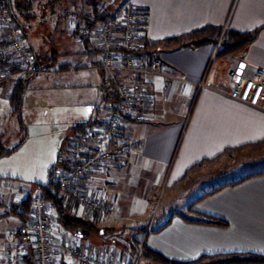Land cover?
I'll return each mask as SVG.
<instances>
[{
	"label": "crops",
	"instance_id": "0c3cea01",
	"mask_svg": "<svg viewBox=\"0 0 264 264\" xmlns=\"http://www.w3.org/2000/svg\"><path fill=\"white\" fill-rule=\"evenodd\" d=\"M70 1L64 10H50V71L44 76L50 77L51 92L68 103L83 105L84 123L101 124L119 101L117 80L127 75L101 66L99 27L103 21L99 16L103 12L95 9L91 11L94 16L87 11L82 14L70 8ZM130 4L142 11L140 37L162 42L155 46L162 48L159 55L167 75L145 76L146 118L130 121L121 129V135L135 143L136 152L107 163L79 183L86 193L111 207L112 214L100 216L68 200V214L94 226L88 236L79 237L63 227L53 209L54 261L62 259L57 247L67 242L98 255L118 252L116 233L126 229L122 216L128 218L132 215L128 211L135 208L140 210L136 221L126 225L147 227L142 232L144 245L172 260L230 253L264 255V111L215 87L199 88L214 57V44L184 46L189 39L182 44L163 43L206 25L256 31L243 49L215 57L211 82L230 86L240 77H252L257 69H264V0H133ZM127 5L116 12H108L107 7L106 13L122 15ZM83 30L87 34L80 37ZM30 46L39 59L38 50ZM28 84L25 97L32 87L31 81ZM0 108L12 112L10 90L4 87H0ZM67 163L62 159L61 166ZM28 194L14 188L0 200L3 264L9 243L20 240L31 248L30 233L29 238L22 237L23 221L12 209ZM208 216L228 224L195 221ZM93 232L98 235L92 236ZM111 238L114 241L109 243Z\"/></svg>",
	"mask_w": 264,
	"mask_h": 264
},
{
	"label": "built area",
	"instance_id": "2783aa9c",
	"mask_svg": "<svg viewBox=\"0 0 264 264\" xmlns=\"http://www.w3.org/2000/svg\"><path fill=\"white\" fill-rule=\"evenodd\" d=\"M112 0L108 1L109 5ZM140 8L127 5L122 15L111 14L99 27L101 66L107 71H119L125 78L117 80L119 101L101 123L88 122L79 127L69 139V162L58 166L53 181L58 184L60 194L74 200L87 210L98 215H111V207L94 195L84 191L79 183L109 162L124 159L136 152L133 141L121 135L123 126L130 122L144 121L147 115V96L144 78L147 74L167 75L166 63L159 55L161 47L152 46L139 35ZM0 82L35 77L45 73L38 66L36 55L21 36L20 27L9 6L0 0ZM87 30L79 33L82 37ZM121 35V36H120ZM216 52V51H215ZM214 57L209 63L199 88L212 86L224 91L232 99L240 100L264 111V69L256 70L252 77H240L230 86L213 84L211 75ZM17 68V70H14ZM32 224L30 228L31 248L20 240L7 246L3 255L5 264H26V256L32 253L34 264H138L137 261L122 262L111 255H98L82 251L70 243L57 247L62 259L54 261L55 242L53 228L56 222L54 210L42 192L31 193ZM141 256V249L138 257ZM65 257L73 258L68 262Z\"/></svg>",
	"mask_w": 264,
	"mask_h": 264
},
{
	"label": "rangeland",
	"instance_id": "374dc122",
	"mask_svg": "<svg viewBox=\"0 0 264 264\" xmlns=\"http://www.w3.org/2000/svg\"><path fill=\"white\" fill-rule=\"evenodd\" d=\"M33 10L29 18L15 17L20 30L21 36L28 43H30L40 53L39 61L41 62L42 70L45 73L33 77L29 92L25 97V104L23 107L22 117L25 123V129L20 126H12L18 122V115L12 114L6 109L0 108V145L5 147H13L15 143L20 141L27 135V142L12 154L0 158V200L3 201L7 192L14 188H23L28 196L22 200H31L29 207L28 224L24 228L25 236L29 235L32 224V199L31 193L37 190V185L46 184L50 180V169L55 166L61 157L66 162H69V136L79 128L73 127L71 123L77 122L84 124L85 120L80 116L83 111H80L83 105L68 103L63 97L50 91V77L44 76L50 71V0H32ZM53 6L56 9L64 10L65 4L58 0H52ZM72 0L70 1V8L80 13L84 12L91 14L95 9L105 13L107 7L115 12L124 8L133 0ZM8 6V5H7ZM11 9V8H10ZM92 11V12H91ZM96 12V14H97ZM13 15V14H12ZM86 15V14H85ZM14 17V16H13ZM94 17H92L93 19ZM94 20V19H93ZM100 21H97V23ZM1 35V34H0ZM186 55H181L182 60H185ZM180 58V59H181ZM111 72V71H110ZM16 81V80H15ZM15 81L0 82V87L10 90V97L15 87ZM34 83V84H33ZM9 87V88H7ZM29 84L27 85V88ZM79 97H77L78 99ZM81 98V97H80ZM84 113V112H83ZM86 116L85 114H82ZM76 118H81L75 121ZM87 118V117H85ZM191 119V112L189 114L188 122ZM13 123V124H12ZM3 124V125H2ZM76 129V130H75ZM55 168V167H54ZM40 190V189H38ZM21 202V203H22ZM20 203V204H21ZM15 205L12 209L15 211L19 205ZM138 208L130 209L131 216L122 219L124 223H134L137 219ZM124 224L125 232L116 233L119 237H115L116 244L114 247L118 252L108 254L119 261L128 262L137 261L138 264H144L148 261L138 257L140 249L144 245V231L147 227L135 229V225ZM120 225L118 228H121ZM139 230V231H137ZM109 232V231H108ZM98 235L93 232L92 236ZM25 239V238H24ZM110 239L109 243L112 242ZM114 241V240H113ZM130 254V259L125 258V254ZM1 254V253H0ZM0 264L2 263V256L0 257Z\"/></svg>",
	"mask_w": 264,
	"mask_h": 264
},
{
	"label": "trees",
	"instance_id": "16d2710c",
	"mask_svg": "<svg viewBox=\"0 0 264 264\" xmlns=\"http://www.w3.org/2000/svg\"><path fill=\"white\" fill-rule=\"evenodd\" d=\"M3 3L8 5L11 8L12 14L14 18L22 17L29 18L30 14L33 13V1L32 0H2ZM58 4L63 2V4L67 3V0H58ZM50 6L53 7L52 10H56L53 6V1L50 0ZM106 13V12H105ZM103 13L102 21H106L110 17ZM106 15V16H105ZM256 31H247L241 32L236 30H228L224 29L221 26H213V25H206L203 28L196 29L188 34H183L176 37H171L165 39L163 43L167 45L173 44H182L183 40L189 39L191 40L190 43L184 44V46H201L204 44H214L216 47L215 57L217 59H221L228 55H231L241 49H243L247 44H249L255 37ZM150 45L155 46L162 42L158 41H149L147 40ZM36 57V56H35ZM37 59V57H36ZM38 66L41 67V62L39 59ZM17 70V68H14ZM33 77H24L15 81V87L10 97V104L12 106V114L18 115V122L20 128L23 130L25 129V123L23 121L22 112L24 107V99L27 90L28 82ZM88 122L77 126L81 127ZM76 130V129H75ZM27 140V135L22 138L18 144L13 147H5L0 145V158L8 156L18 150ZM62 164L61 157L57 164L50 169V180L46 184H39L37 188L40 189L46 201H48L52 208L58 214V221L63 225L64 228L68 230H72L73 232L77 233V230L80 227L86 228L88 230H92L94 226L91 223H87L84 220L75 218L68 214L67 209V202L68 200L65 199L60 194V188L57 183L53 181V174L58 166ZM55 167V168H54ZM31 205V200L26 199L19 205V208L15 210L17 215L23 221V229L20 231L22 237L25 239L29 238V235L25 236L26 229L24 228L25 224H28L29 218V207ZM197 222L202 223H210V224H217L220 226H226L228 223L221 218L217 217H205L198 220ZM139 254V253H138ZM141 257L145 260L149 261L150 264H264V255L261 254H254V253H230V254H214V255H202L200 258L192 261H177L172 260L158 251L150 249L149 247L143 245L141 249ZM32 253H28L26 256V264H34L32 262Z\"/></svg>",
	"mask_w": 264,
	"mask_h": 264
},
{
	"label": "water",
	"instance_id": "95a60500",
	"mask_svg": "<svg viewBox=\"0 0 264 264\" xmlns=\"http://www.w3.org/2000/svg\"><path fill=\"white\" fill-rule=\"evenodd\" d=\"M77 234L79 235V237H84V236H88L90 234V231L86 228L80 227L77 230Z\"/></svg>",
	"mask_w": 264,
	"mask_h": 264
}]
</instances>
